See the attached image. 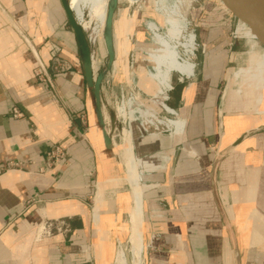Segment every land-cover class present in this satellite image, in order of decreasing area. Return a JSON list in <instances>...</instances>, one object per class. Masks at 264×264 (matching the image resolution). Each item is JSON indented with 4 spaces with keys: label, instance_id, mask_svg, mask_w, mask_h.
I'll return each instance as SVG.
<instances>
[{
    "label": "crops",
    "instance_id": "0c3cea01",
    "mask_svg": "<svg viewBox=\"0 0 264 264\" xmlns=\"http://www.w3.org/2000/svg\"><path fill=\"white\" fill-rule=\"evenodd\" d=\"M53 43L69 70L54 68ZM80 55L61 0H0V164L24 163L0 175V264H117L136 178L144 264H237L236 250L241 264H255L250 252L264 249V62L232 83L226 72L223 86L219 67L202 72L189 60L191 74L173 71L171 82L174 73L184 80L167 101L184 131L124 130L122 160L106 143ZM40 63L51 82L36 77ZM56 145L69 159L40 171ZM98 184L117 198L93 211ZM49 222L60 230L43 234Z\"/></svg>",
    "mask_w": 264,
    "mask_h": 264
},
{
    "label": "rangeland",
    "instance_id": "374dc122",
    "mask_svg": "<svg viewBox=\"0 0 264 264\" xmlns=\"http://www.w3.org/2000/svg\"><path fill=\"white\" fill-rule=\"evenodd\" d=\"M109 7L115 8L111 30L107 26V15L106 21L101 24L102 14L98 7L95 9L91 5L85 7L83 23L72 11L83 28L87 40L91 37V42L88 40V43L93 56V76L96 80L102 77L100 95L103 125L113 141L112 147L116 158L122 159V147L124 148L125 144L124 130H127L133 138L135 130L140 131L136 119L141 118L145 122L149 119L144 115L145 108L149 107L152 113L165 116L167 112L161 103L167 102L171 106L166 97L169 96L170 99V96L173 98L178 96L179 91L175 90V87L178 80L183 78L182 75L174 73L173 88L163 93L158 92V86L155 81L151 80L156 79L157 76L148 75V69L151 66L148 58H151L152 63L159 64L165 60L164 55L167 54L168 47L162 44L160 38H164L168 42L170 51L173 49L182 58H189L195 63V67L197 64L202 72L210 66L211 68L219 67L221 70L218 81L220 86H223L225 82L226 72L231 73L230 83H232L236 71L260 70L261 63L259 62H264V48L248 26L241 23L239 31L249 39L253 47L248 54L251 45L236 32L239 25L237 21L233 20L229 13L223 14L226 11L222 8L220 0H137L135 2L109 0L107 10ZM149 21L154 22L155 27L152 33L147 29ZM191 34H195V48L193 52L185 55L181 44ZM80 63L83 68L82 57H80ZM67 70L65 67L60 72ZM131 99H134L133 103L128 107L130 105L128 100ZM152 101L157 102L153 103ZM119 105L125 106V117L118 114ZM168 116L176 118L175 115ZM87 128L89 129L88 123ZM172 129V127L168 128L163 124L160 125V131L156 134L172 136L174 135ZM139 133L142 137L147 136V133L142 131ZM114 182L116 181L114 180ZM114 182L113 184H115ZM117 190L115 188L114 195L102 197L103 190L99 185L96 196H93L89 201L92 210L95 211L96 207L100 206L105 199L111 201V198H114L116 200ZM97 195L100 198H97ZM95 217L94 220H96ZM125 217L127 218V215ZM126 218L123 221L127 224L128 218ZM100 230L96 231L101 239V225ZM129 230L130 226L127 227V232ZM127 240L128 234L124 233V240L115 241L113 260H115L118 247L121 244L127 245ZM250 254H253L256 259L255 264H264V249L251 251ZM128 256L131 258L129 253ZM112 263L114 264V261Z\"/></svg>",
    "mask_w": 264,
    "mask_h": 264
},
{
    "label": "bare ground",
    "instance_id": "6f19581e",
    "mask_svg": "<svg viewBox=\"0 0 264 264\" xmlns=\"http://www.w3.org/2000/svg\"><path fill=\"white\" fill-rule=\"evenodd\" d=\"M129 1L135 2L137 0H129ZM87 5H91L93 9L98 7L101 10V14H102L101 24H103L106 21L109 0H70V6L72 10L74 11L77 19L81 23L84 22V9ZM154 27H155L154 22L152 23V21H149L147 23V29L150 31V33L154 31ZM160 39H161L162 44L168 47V49H166L167 54L164 55L165 60H163V62H160L159 64L152 63L153 61L151 60V58L150 57L148 58L151 63V66L148 69V75L153 74L157 76L156 79H151V78L150 79L155 81L156 85L158 86V92L163 93L173 88L172 82L169 80V76L173 71H178V72L180 71V72H183L184 74L189 75L193 71L194 64L191 61H189L190 60L189 58H182L173 49L170 51L169 50L170 46L168 45V42H166L164 38H160ZM194 45H195V34H191L181 44V46L185 50V55L187 53L193 52L195 48ZM166 98L168 99V97ZM133 100L134 99L128 100L130 104L128 107L131 106V104L133 103ZM152 102L156 103L157 101H152ZM161 105L164 107L168 115H173V116L175 115L176 118L174 119L173 117L168 116V115L160 116L158 114L152 113L151 109L147 107L145 108V111H144V115L149 117V119H147V122L143 121V119L141 118L136 119V121H138L139 123V128H140L139 132L142 131L143 133H148V135H156V133L160 131L159 130L160 125H163V124L168 126V128L172 127L173 128L172 132L174 135H176V133H178L180 130L182 132L184 131L186 122L184 118L181 116V114L178 111H176L174 108L166 104L165 102H162ZM118 112L120 115H124L123 106H120L118 108ZM128 158H129V174L133 178L134 177L133 174L135 173V170H137L136 169L137 163L134 158L130 156ZM132 191H133L134 205L129 208L130 223H131L129 240H128L127 245L122 246L120 250L118 251L117 256H116L117 264H144L145 243H144V234L142 230V223H143L142 190H141V186L139 184L138 178H136L135 181L132 180ZM128 253L130 254V257H131L130 263L128 261Z\"/></svg>",
    "mask_w": 264,
    "mask_h": 264
},
{
    "label": "water",
    "instance_id": "95a60500",
    "mask_svg": "<svg viewBox=\"0 0 264 264\" xmlns=\"http://www.w3.org/2000/svg\"><path fill=\"white\" fill-rule=\"evenodd\" d=\"M65 12L67 14V18L72 26L75 34L78 38L81 50V57L83 62V68L88 79V83L90 88L92 89L93 95L97 101V109L99 112V116L101 117V121L103 124V108L101 102V95H100V85L102 77H99L97 80L93 76V59L90 50V46L88 40L85 36L84 30L81 25L78 23L69 3V0H61ZM116 1V0H115ZM222 8L226 11L223 13L224 15H231V18L237 21L238 28L236 30L237 33L240 34L241 37L245 38L247 42L249 39L241 34L240 24H245L254 34L255 38L259 42V44L264 48V0H220ZM115 16V8L109 7L107 13V26L108 29H112L113 22ZM245 40V41H246ZM251 45V43L249 42ZM253 47L251 45L252 51ZM112 58V54L110 55ZM104 136L108 146L112 145V139L109 133L104 128ZM236 258L237 264L240 263V255L238 250H236Z\"/></svg>",
    "mask_w": 264,
    "mask_h": 264
},
{
    "label": "built area",
    "instance_id": "2783aa9c",
    "mask_svg": "<svg viewBox=\"0 0 264 264\" xmlns=\"http://www.w3.org/2000/svg\"><path fill=\"white\" fill-rule=\"evenodd\" d=\"M88 40L91 42V37L88 38ZM60 53H61V47L57 43H53L51 45V55H52V62L54 64V68L59 72L61 71L62 68L65 67L66 69L69 70L71 68L70 64L66 60H64V58L61 57ZM35 73L38 80L43 82L45 81L51 82V78L48 75L45 65L40 63ZM14 114L19 115L20 111L15 108ZM68 159H69V155L66 148L62 145H56L47 152V158L44 164L40 166V171L44 172L49 168L59 166L60 164L65 163ZM23 165L24 163L20 161H9L7 163L0 164V175L4 174L5 172L11 169H21L23 168ZM54 229L60 230V228L56 226L54 222L52 223L49 222L48 224H45L43 228V234L49 235Z\"/></svg>",
    "mask_w": 264,
    "mask_h": 264
}]
</instances>
